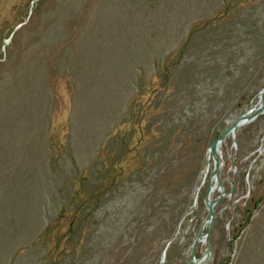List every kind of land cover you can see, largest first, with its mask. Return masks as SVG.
I'll use <instances>...</instances> for the list:
<instances>
[{
    "label": "rangeland",
    "instance_id": "rangeland-1",
    "mask_svg": "<svg viewBox=\"0 0 264 264\" xmlns=\"http://www.w3.org/2000/svg\"><path fill=\"white\" fill-rule=\"evenodd\" d=\"M263 86L264 0H0V264H188ZM222 163L203 264H264V113Z\"/></svg>",
    "mask_w": 264,
    "mask_h": 264
},
{
    "label": "water",
    "instance_id": "water-1",
    "mask_svg": "<svg viewBox=\"0 0 264 264\" xmlns=\"http://www.w3.org/2000/svg\"><path fill=\"white\" fill-rule=\"evenodd\" d=\"M264 113V86L261 88L259 93V98L257 103L252 106L251 108L245 110L240 116L236 117L235 119L231 120L227 126H225L215 137V139L211 142V144L208 147V151H211L213 156V168L211 172V177L215 178V186L219 189V194L212 198V187L210 183L208 182L206 193H205V204L207 206V214L205 219L200 225L199 231L194 238V241L192 243V247L190 250V259L188 264H203L206 262L210 255V245L208 243V234L210 232L213 220H214V205L216 201L223 195V186L222 182L219 179V172H220V162L218 158L215 155V152L219 146V144L228 137L229 134L234 135L235 130L252 121L255 119L259 114ZM170 242V241H169ZM168 242V244H169ZM198 242H204L205 243V251L202 254L201 257L197 258L195 256V246ZM167 244V245H168ZM166 245V246H167ZM166 248L163 252V256L165 255Z\"/></svg>",
    "mask_w": 264,
    "mask_h": 264
},
{
    "label": "bare ground",
    "instance_id": "bare-ground-1",
    "mask_svg": "<svg viewBox=\"0 0 264 264\" xmlns=\"http://www.w3.org/2000/svg\"><path fill=\"white\" fill-rule=\"evenodd\" d=\"M242 126H243V125H242ZM235 132H236V130H235ZM229 136H233V137H235V133H234V135L229 134L228 137H229ZM226 140H227V137H226V139H225L224 141H222V142L219 144V146H218V148H217V150H216V152H215V155H216V157L218 158V160H219V162H220V168L222 167V164H223V163H222V159H223V146H224V144L226 143ZM208 152H211V151H208ZM210 185H211V187H212V192H214V190H219L218 187L215 186V178H214V177L211 178Z\"/></svg>",
    "mask_w": 264,
    "mask_h": 264
}]
</instances>
